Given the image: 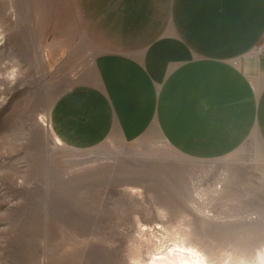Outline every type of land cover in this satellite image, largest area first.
<instances>
[{
  "label": "rangeland",
  "instance_id": "1",
  "mask_svg": "<svg viewBox=\"0 0 264 264\" xmlns=\"http://www.w3.org/2000/svg\"><path fill=\"white\" fill-rule=\"evenodd\" d=\"M76 2L0 0V264H148L181 245L207 264H258V142L200 162L158 136L75 151L42 124L93 60Z\"/></svg>",
  "mask_w": 264,
  "mask_h": 264
},
{
  "label": "crops",
  "instance_id": "2",
  "mask_svg": "<svg viewBox=\"0 0 264 264\" xmlns=\"http://www.w3.org/2000/svg\"><path fill=\"white\" fill-rule=\"evenodd\" d=\"M91 65L54 101L61 145L158 136L209 162L264 148V0H77Z\"/></svg>",
  "mask_w": 264,
  "mask_h": 264
},
{
  "label": "bare ground",
  "instance_id": "3",
  "mask_svg": "<svg viewBox=\"0 0 264 264\" xmlns=\"http://www.w3.org/2000/svg\"><path fill=\"white\" fill-rule=\"evenodd\" d=\"M44 126L49 127V121L41 119ZM56 142L61 143L55 138ZM148 264H207L204 257L192 248L184 245L177 247L175 251L162 254L160 257L153 256ZM258 264H264V251L258 255Z\"/></svg>",
  "mask_w": 264,
  "mask_h": 264
},
{
  "label": "built area",
  "instance_id": "4",
  "mask_svg": "<svg viewBox=\"0 0 264 264\" xmlns=\"http://www.w3.org/2000/svg\"><path fill=\"white\" fill-rule=\"evenodd\" d=\"M255 53L258 54V55H264V46L258 48V49L255 51Z\"/></svg>",
  "mask_w": 264,
  "mask_h": 264
}]
</instances>
